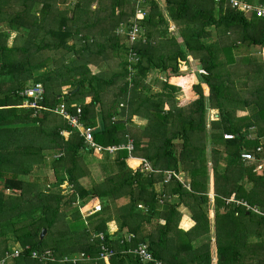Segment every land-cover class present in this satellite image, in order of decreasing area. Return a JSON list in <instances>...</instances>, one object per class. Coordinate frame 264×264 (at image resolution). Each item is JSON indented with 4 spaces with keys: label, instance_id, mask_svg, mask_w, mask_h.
I'll list each match as a JSON object with an SVG mask.
<instances>
[{
    "label": "trees",
    "instance_id": "1",
    "mask_svg": "<svg viewBox=\"0 0 264 264\" xmlns=\"http://www.w3.org/2000/svg\"><path fill=\"white\" fill-rule=\"evenodd\" d=\"M189 57L197 70L181 72ZM37 83L45 108L80 110L95 144L132 151L98 159L60 116L21 108ZM243 149L264 158V17L230 0H0V258L21 250L9 264H143L142 243L161 264H264V219L226 203L264 212V167L243 163ZM40 166L52 179H21ZM46 250L53 262L31 258Z\"/></svg>",
    "mask_w": 264,
    "mask_h": 264
},
{
    "label": "built area",
    "instance_id": "2",
    "mask_svg": "<svg viewBox=\"0 0 264 264\" xmlns=\"http://www.w3.org/2000/svg\"><path fill=\"white\" fill-rule=\"evenodd\" d=\"M219 1V0H216ZM139 2L137 1V4ZM231 6L232 8H238L239 10L243 11L245 14H247V16L249 15H253L255 14V16L257 18H263L264 17V6L262 5H254V4H247L244 2H240L238 0H230ZM138 16H143L140 13V10L138 9L137 11ZM121 32V31H119ZM129 33V32H128ZM127 36L130 38L131 41H136V39L139 37V28L138 26L135 24L132 26V30L130 31V33ZM43 94H44V89L42 84L37 83L35 84L32 88H29L28 90L24 91L22 93L23 96L26 97V100L23 101V103L20 105L21 108H25V109H32L34 111V114H37L41 111L44 110H48L58 116H60L61 118H63L66 122L68 127H70L71 129H75L76 131H78L81 136L84 138V142L87 146V149L92 151V154L96 155V156H100L102 154L103 151H106L110 154L115 153L118 150H121L123 148H125L129 153L132 151L133 146L131 141H129L127 143V145L125 146H110L107 148H103L101 146H98L97 144H95L93 142V132L94 129L92 127H85L82 122H81V112L79 109L76 110V114H71L67 111L66 106L61 103L58 106H56L53 109H48L45 108L44 106H42L40 104V102L43 99ZM215 118H217V115H214ZM66 131H62L61 135L66 134ZM224 140H230L233 138L232 135H224L223 136ZM261 150L260 145L258 147H256V151L259 152ZM59 157L58 155H55L54 158ZM129 159V158H128ZM240 159L243 163H248V164H254V166H256L257 170H261L264 167V158L262 159H257L253 156L252 153H250L249 151H247L246 149H243L241 154H240ZM138 168L141 169V171L144 172H152V169L149 165V163L145 160V159H140L139 160V166ZM170 178V174L167 175V179ZM166 179V180H167ZM66 188H65V185ZM61 185V189L67 193L68 191H70V187H68L67 183H64ZM226 203H235L237 206H242L244 207L246 210H251L253 211L255 214H257L258 216L262 217L264 219V212L260 211L258 208L256 207H250L246 204V202H241V201H236L234 199V196H231ZM101 210V207L99 204L93 206L90 210H88L87 212H85L84 214H86L85 216H90L94 213H97ZM102 234L99 235V238H102ZM127 240H129L130 238L127 237ZM21 250L18 247H15L11 253H5L4 256L2 258H0V264H9L11 262V260L18 258V256L20 255ZM133 254H135V256H137V258L140 260V262H142L143 264L145 263H152V264H161L158 261H154L151 253L148 251V247L146 244L142 243L139 244L133 251ZM111 256V251H109L108 249L102 247L101 248V255L100 257L107 262L109 257ZM31 258L33 259H39V261H51L53 262L55 260L54 256L52 255V253L49 250L44 251L43 253H38L36 251H33L31 253ZM85 256L83 254H80L79 257H74L73 259H69V261L72 264H77L79 261H81L82 259H84ZM68 258H64L62 259V262H67Z\"/></svg>",
    "mask_w": 264,
    "mask_h": 264
},
{
    "label": "rangeland",
    "instance_id": "3",
    "mask_svg": "<svg viewBox=\"0 0 264 264\" xmlns=\"http://www.w3.org/2000/svg\"><path fill=\"white\" fill-rule=\"evenodd\" d=\"M6 27L5 26H3V29H5ZM173 30H175V27H172L171 29H170V31H173ZM171 33V32H170ZM16 36V34L14 33V32H10V38H9V44H11V42H12V40L14 39V37ZM197 66H199V64L196 62V61H193L192 60V58H188V63H183V62H181L180 64H179V70L181 71V72H184V73H187V72H192L193 73V71H195V70H197ZM199 68V67H198ZM44 71V70H43ZM161 78H163V77H161ZM152 80H154V76H152V74L151 75H149L148 76V78H147V82H149V83H151V81ZM160 80V79H159ZM157 83H154V84H152L151 85V88H152V90L153 91H157V90H159L160 88H159V86H157L156 85ZM176 98H177V100H181V99H183V95L181 94V93H179L177 96H176ZM211 117H213L214 119H215V117H214V112H211ZM246 114V112H239V115H241V116H244ZM138 120V118L136 119V118H134V119H132V122L135 124V122ZM254 140V138L251 136V141H253ZM254 142V141H253ZM94 155V154H93ZM96 158H100V156H96V155H94ZM140 159H138V161H139ZM38 169V170H37ZM94 171L92 172V176H91V178L92 179H97V176H100V171L98 170V169H93ZM37 175H39V178L40 179H42L43 181L46 179V180H48V179H52V175H53V172H52V170L50 169V168H48V167H45V166H40V167H38V168H36V169H34L33 171H32V173L30 174V175H28V176H20L21 177V179H23V180H27V181H35L36 180V176ZM65 185V184H64ZM65 188H66V185H65ZM69 192V191H68ZM180 210H182L181 208H180ZM86 214H83V217L84 218H86V217H88V216H85ZM14 246V245H13Z\"/></svg>",
    "mask_w": 264,
    "mask_h": 264
},
{
    "label": "crops",
    "instance_id": "4",
    "mask_svg": "<svg viewBox=\"0 0 264 264\" xmlns=\"http://www.w3.org/2000/svg\"><path fill=\"white\" fill-rule=\"evenodd\" d=\"M134 118H138V120L135 122L136 124H138L139 126H144L146 124V121L144 119H141L139 117H133ZM127 165L132 169V170H137L138 169V166H139V161L138 159H135V158H129L127 159ZM210 198V202H213V198H212V195L209 196ZM182 210V213H183V216H182V219H181V222H180V227L184 230H188L189 228H191L193 226V222L190 220L189 216H188V213L186 211V209H183L181 208ZM111 230L115 231L116 230V224L115 222H113L111 224Z\"/></svg>",
    "mask_w": 264,
    "mask_h": 264
},
{
    "label": "water",
    "instance_id": "5",
    "mask_svg": "<svg viewBox=\"0 0 264 264\" xmlns=\"http://www.w3.org/2000/svg\"><path fill=\"white\" fill-rule=\"evenodd\" d=\"M44 235H45V230H42V232H41V234H40V239H41V240L43 239Z\"/></svg>",
    "mask_w": 264,
    "mask_h": 264
}]
</instances>
